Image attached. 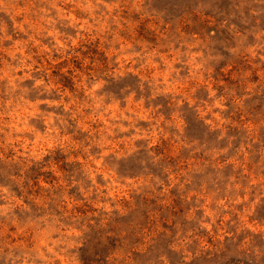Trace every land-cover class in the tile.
I'll return each instance as SVG.
<instances>
[{"label":"clouds","instance_id":"1","mask_svg":"<svg viewBox=\"0 0 264 264\" xmlns=\"http://www.w3.org/2000/svg\"><path fill=\"white\" fill-rule=\"evenodd\" d=\"M0 264H264V0H0Z\"/></svg>","mask_w":264,"mask_h":264}]
</instances>
